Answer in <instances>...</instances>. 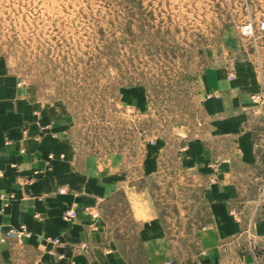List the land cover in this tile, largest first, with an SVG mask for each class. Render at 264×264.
Wrapping results in <instances>:
<instances>
[{"label":"crops","instance_id":"obj_1","mask_svg":"<svg viewBox=\"0 0 264 264\" xmlns=\"http://www.w3.org/2000/svg\"><path fill=\"white\" fill-rule=\"evenodd\" d=\"M235 6L236 23L207 47L196 76V129L176 145L156 136L135 153L81 152L66 105L41 99L0 64V264H264V152L251 123L252 97L264 95V35L243 28L264 8L260 0ZM125 93L124 103L143 109L141 88ZM168 151L177 185L199 190L207 211L186 258L176 255L142 183L159 174ZM119 197L116 229L108 209ZM67 208L76 212L68 220ZM126 219L135 224L134 244L121 232ZM12 227L28 235L6 236Z\"/></svg>","mask_w":264,"mask_h":264},{"label":"rangeland","instance_id":"obj_2","mask_svg":"<svg viewBox=\"0 0 264 264\" xmlns=\"http://www.w3.org/2000/svg\"><path fill=\"white\" fill-rule=\"evenodd\" d=\"M235 2L0 0V64L41 99L66 105L70 137L81 152L135 153L156 136L176 145L196 129V76L207 47L224 25L236 23ZM135 86L146 94L141 110L124 103L126 88ZM251 120L264 152V96ZM177 167L168 151L159 174L142 183L152 191L176 255L186 258L196 251L194 232L207 211L199 190L177 185ZM122 204L119 197L108 209L116 229ZM120 225L134 244L135 224Z\"/></svg>","mask_w":264,"mask_h":264},{"label":"built area","instance_id":"obj_3","mask_svg":"<svg viewBox=\"0 0 264 264\" xmlns=\"http://www.w3.org/2000/svg\"><path fill=\"white\" fill-rule=\"evenodd\" d=\"M243 27L244 29H246V33L253 35L256 33H260L264 35V17L259 18V20L257 21L248 20L246 23H244ZM262 96L264 95H257L252 98L257 100ZM75 215L76 212L73 208H67L62 212V217L66 220L73 218ZM21 235H28V232L24 230L23 227H13L6 231V236L18 237ZM46 239L51 240L55 244L59 242V239L57 237L46 236Z\"/></svg>","mask_w":264,"mask_h":264},{"label":"bare ground","instance_id":"obj_4","mask_svg":"<svg viewBox=\"0 0 264 264\" xmlns=\"http://www.w3.org/2000/svg\"><path fill=\"white\" fill-rule=\"evenodd\" d=\"M251 21H253V20H251ZM244 28V27H243ZM246 29H244V31H245Z\"/></svg>","mask_w":264,"mask_h":264}]
</instances>
